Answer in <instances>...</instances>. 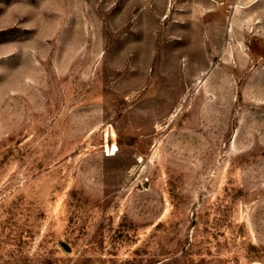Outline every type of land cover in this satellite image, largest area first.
<instances>
[{"label":"rangeland","instance_id":"rangeland-1","mask_svg":"<svg viewBox=\"0 0 264 264\" xmlns=\"http://www.w3.org/2000/svg\"><path fill=\"white\" fill-rule=\"evenodd\" d=\"M0 264H264V0H0Z\"/></svg>","mask_w":264,"mask_h":264},{"label":"bare ground","instance_id":"bare-ground-1","mask_svg":"<svg viewBox=\"0 0 264 264\" xmlns=\"http://www.w3.org/2000/svg\"><path fill=\"white\" fill-rule=\"evenodd\" d=\"M110 149H108V151H109ZM116 150V147L114 146L113 147V149H112V151L114 152ZM112 154V153H111Z\"/></svg>","mask_w":264,"mask_h":264}]
</instances>
